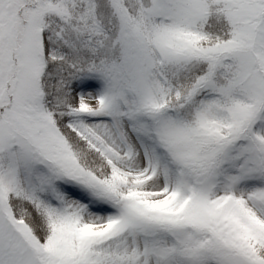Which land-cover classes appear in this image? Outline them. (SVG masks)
<instances>
[{
	"label": "snow or ice",
	"instance_id": "snow-or-ice-1",
	"mask_svg": "<svg viewBox=\"0 0 264 264\" xmlns=\"http://www.w3.org/2000/svg\"><path fill=\"white\" fill-rule=\"evenodd\" d=\"M0 264H264V0H0Z\"/></svg>",
	"mask_w": 264,
	"mask_h": 264
}]
</instances>
